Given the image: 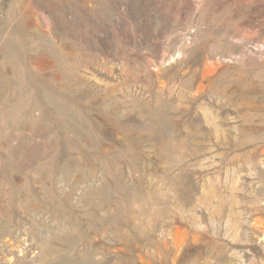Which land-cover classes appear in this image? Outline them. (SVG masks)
<instances>
[{
    "label": "rangeland",
    "instance_id": "obj_1",
    "mask_svg": "<svg viewBox=\"0 0 264 264\" xmlns=\"http://www.w3.org/2000/svg\"><path fill=\"white\" fill-rule=\"evenodd\" d=\"M0 264H264V0H0Z\"/></svg>",
    "mask_w": 264,
    "mask_h": 264
}]
</instances>
